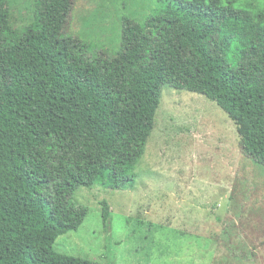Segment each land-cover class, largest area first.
Masks as SVG:
<instances>
[{
  "label": "trees",
  "instance_id": "trees-1",
  "mask_svg": "<svg viewBox=\"0 0 264 264\" xmlns=\"http://www.w3.org/2000/svg\"><path fill=\"white\" fill-rule=\"evenodd\" d=\"M0 0V264H104L55 250L89 208L80 187L136 181L162 88L205 96L237 126L241 151L264 167L261 0H155L124 16L117 54L67 32L77 0H34L13 29ZM103 221L112 211L103 202Z\"/></svg>",
  "mask_w": 264,
  "mask_h": 264
},
{
  "label": "rangeland",
  "instance_id": "rangeland-1",
  "mask_svg": "<svg viewBox=\"0 0 264 264\" xmlns=\"http://www.w3.org/2000/svg\"><path fill=\"white\" fill-rule=\"evenodd\" d=\"M155 6L77 0L67 32L96 55H115L122 18L142 21ZM6 7L13 29L34 19V0H7ZM135 173L124 190L80 187L74 201L89 215L55 250L104 264H264V167L243 154L236 124L215 102L164 86Z\"/></svg>",
  "mask_w": 264,
  "mask_h": 264
}]
</instances>
